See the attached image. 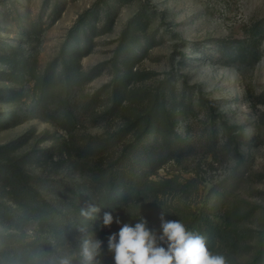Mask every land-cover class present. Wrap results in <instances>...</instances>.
<instances>
[{
	"label": "rangeland",
	"instance_id": "1",
	"mask_svg": "<svg viewBox=\"0 0 264 264\" xmlns=\"http://www.w3.org/2000/svg\"><path fill=\"white\" fill-rule=\"evenodd\" d=\"M134 20L138 23L133 37L142 48L131 55L141 56L134 61L141 76L130 87L133 93L124 105L111 112L107 92L115 79L120 40ZM81 24L84 28L79 29ZM77 33L81 47L88 49L82 51L86 54L82 71L92 76L72 92L78 115L74 145L91 147L97 137L115 134L145 111L166 83L174 86L185 111L180 132L191 150L179 163L166 162L152 178L198 177L192 196L164 199L193 211L211 199L214 189L231 181L224 211L232 212L231 223L241 232V242L223 255L229 264L251 262L264 222V0H0V55L19 49L31 56L38 73L59 69L60 58ZM256 35L258 60L230 62L232 49ZM0 72H10L9 67L0 62ZM62 84L57 81L56 87ZM33 85L0 79V90L17 88L26 95L20 104L0 100V119L15 112L9 124L0 127V146L27 137L13 156L41 154L55 145L56 138H68L63 129L45 120L62 97L58 94L48 107L35 106L39 112L33 113ZM120 150L109 142L97 146L94 154L98 161L113 163ZM143 154L137 155L141 163ZM26 168L41 177L40 187L48 197L58 185L77 178L70 165H55L49 158ZM149 212L159 214L157 209ZM8 232L0 224V233Z\"/></svg>",
	"mask_w": 264,
	"mask_h": 264
},
{
	"label": "trees",
	"instance_id": "2",
	"mask_svg": "<svg viewBox=\"0 0 264 264\" xmlns=\"http://www.w3.org/2000/svg\"><path fill=\"white\" fill-rule=\"evenodd\" d=\"M137 23V20L131 21L120 40L119 59L114 64L115 79L107 92L111 112L124 105L133 93L130 87L141 76L134 69V61L141 56L131 55L135 48H142V44L134 38ZM81 28H84L82 24ZM74 38L61 56L58 63L60 70L57 71L50 67L45 73H38L32 66L31 56L16 48L5 50L0 55V62L10 70L8 73L0 72L1 80L22 86L34 83L32 99L36 104L32 106L33 113L39 112L35 106L48 107L47 103L58 94L62 97L61 104L51 109L45 120L53 122L68 135V138H56L55 145L39 155L26 153L13 156L26 143L27 137L0 146V224L9 230L8 233H0V264H53L69 250L73 264H83L81 243L78 244L83 235H91L103 242L102 254L97 257L101 264H114L113 253L107 247L108 237L118 233L124 223L134 226L141 220H146L148 228L159 237L162 234L161 212L165 221H181L189 230L204 235L213 253L223 255L240 243L241 232L234 226L236 224L231 223L232 212L224 211L231 181L214 189L211 199L206 200L198 211H193L191 207L166 203L164 199L172 195L179 199L192 196L198 188V177L152 178L166 162L179 163L191 150V143L180 132L185 111L178 102L174 86L169 83L154 94L145 111L126 123L120 131L108 137H97L99 141L91 147L78 148L74 145L78 115L72 102V92L92 76L91 73L85 75L81 65V59L86 56L82 51L88 49L81 47L80 33ZM257 42L256 35L234 47L229 61L256 62L259 58ZM57 81L63 83L60 89L56 87ZM1 92L4 97L0 100L16 104L26 97L22 89L10 88ZM14 114V111L5 113L3 120L0 119V127L7 126ZM227 129L232 131L234 128ZM128 136L131 139L128 140ZM174 140L177 143L175 146ZM109 142L114 147H121V154L113 163L98 161L95 148ZM142 152L144 161L141 163L137 155ZM46 158L55 165L68 164L77 173L75 180L58 185L52 197L43 193L39 183L41 177L26 168ZM242 166L238 168L239 174L243 173ZM90 203L100 209L95 219H86L81 215V209L87 208ZM152 209H157L159 214L149 212ZM106 212L113 216L109 227L103 226ZM247 264H264V222L257 253Z\"/></svg>",
	"mask_w": 264,
	"mask_h": 264
},
{
	"label": "clouds",
	"instance_id": "3",
	"mask_svg": "<svg viewBox=\"0 0 264 264\" xmlns=\"http://www.w3.org/2000/svg\"><path fill=\"white\" fill-rule=\"evenodd\" d=\"M99 211V207L90 203L81 209V215L95 219ZM160 219L162 234L159 237L148 228L146 220L134 226L124 223L118 233L111 234L107 247L113 253L114 264H229L224 255L209 250L207 238L198 231L189 230L178 220L165 221L163 212ZM112 223V214L106 212L103 226L109 227ZM116 223L120 221L117 219ZM102 244L100 239L85 238L81 241L83 264H101L97 257L102 254ZM53 264H73V258L64 255Z\"/></svg>",
	"mask_w": 264,
	"mask_h": 264
}]
</instances>
